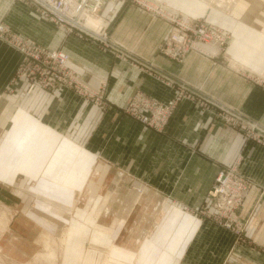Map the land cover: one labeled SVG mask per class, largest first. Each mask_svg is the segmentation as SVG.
<instances>
[{
	"label": "crops",
	"instance_id": "1",
	"mask_svg": "<svg viewBox=\"0 0 264 264\" xmlns=\"http://www.w3.org/2000/svg\"><path fill=\"white\" fill-rule=\"evenodd\" d=\"M151 1L230 33L228 46L209 45L207 55L190 51L183 61L172 59L160 51L172 22L132 0H111L102 14L109 19L112 41L131 54L123 60L99 43L61 34L23 1L0 0V175L12 174V182L15 175H30L44 189L70 198L72 189L90 188L89 202L98 194L94 186L99 188V168L127 176L139 197L131 199L127 214H111L112 220L123 221V228L112 226L114 239L104 250L107 264H118L120 252L126 264H153L150 249L159 264L166 252L161 248L171 237L177 248L182 243L183 264H264V145L246 138L244 129L229 125L219 108L204 105L198 97L176 101L160 131L126 110L138 94L169 104L186 84L202 98H213L247 121L264 125V4L258 2L251 10L231 5L230 12L237 9L234 18L223 7L211 6L216 0ZM17 35L66 50L69 67L87 88L102 94L101 104L72 87L29 91L17 76L23 60L11 38ZM146 61L155 68H147ZM166 78L174 79L173 84ZM228 164L251 183L239 210L245 222L239 237L219 218L199 210L210 205L209 191ZM93 177L98 181L90 180ZM121 185L115 181L111 188H129ZM152 197L159 198L165 222L157 229L160 243L148 235L152 222L160 218L148 210ZM170 206L176 213H167ZM141 232L148 235L143 241ZM97 238L102 258L105 247ZM67 261L66 255L64 264Z\"/></svg>",
	"mask_w": 264,
	"mask_h": 264
},
{
	"label": "built area",
	"instance_id": "2",
	"mask_svg": "<svg viewBox=\"0 0 264 264\" xmlns=\"http://www.w3.org/2000/svg\"><path fill=\"white\" fill-rule=\"evenodd\" d=\"M32 6L44 19L54 23L59 29L64 30L66 36L75 35L80 39L98 42L104 49L110 50L119 59H127L131 55L126 48L113 42L109 34V19L102 14L103 6L111 0H20ZM140 6L164 16L174 24V27L162 45L160 51L175 60L183 61L190 51L207 55L210 52L207 46L225 47L230 35L204 19L191 20L180 13L151 0H132ZM93 18V19H91ZM98 23L95 22V20ZM4 30L0 26V32ZM12 40L23 54L22 63L17 76L23 78L28 90L36 87L57 88L76 87L81 94H88L89 88L82 83L69 67L70 55L62 48L50 49L40 45L34 40L11 36ZM227 47V46H226ZM147 68H155L150 62H144ZM169 84L174 79L166 78ZM102 95V94H101ZM97 104H101L102 96ZM200 98L201 103L208 106L214 105L220 109V115L233 126L246 131V138L255 140L264 145V125L247 121L243 115L231 107L216 101L213 98H202L195 92L188 90L186 84L178 88L177 96L169 104H163L150 97L138 94L133 97L126 107L127 112L139 120L143 125L163 130L172 114L174 103L182 98ZM251 183L245 180L234 165L221 168L216 176L215 183L209 191L210 205H203L201 213L209 217L219 218L220 221L237 236L244 231L245 222L239 219L245 197L244 193L250 188ZM214 211H212V209Z\"/></svg>",
	"mask_w": 264,
	"mask_h": 264
},
{
	"label": "rangeland",
	"instance_id": "3",
	"mask_svg": "<svg viewBox=\"0 0 264 264\" xmlns=\"http://www.w3.org/2000/svg\"><path fill=\"white\" fill-rule=\"evenodd\" d=\"M258 2L259 4H264V0H216L215 3H211V6L223 7L224 13L226 12L235 18L237 17V9L230 12L229 8L231 5H239L240 3L244 7L248 5L251 10L256 9ZM60 31L61 34L65 35L64 30ZM228 34L230 35V33ZM108 51L111 52L110 50ZM73 88L76 90V87ZM85 95L95 101H99L101 93L99 94V92L89 89L88 94ZM99 172V188L94 186L98 194L94 196L95 199L91 202H89V198L93 195L90 188L72 189L74 194L70 198L64 192L44 189L30 175H15L13 182L12 174L0 175V246L2 247L0 250V261L5 264H31V262L32 264H43L42 262L37 263L35 258L45 251L46 246L44 245L50 239H53L55 241L52 242H56L55 246L58 248L57 264H64L66 255L68 258L66 264H100L99 260H102L101 264H107L108 254L104 250L107 251L106 245L114 239V236L112 237V226L118 223L119 227L123 228V221L112 220L111 214H117L118 212L127 214L128 211L126 209L131 208L129 202L131 199L135 200L138 198L139 195L137 194L140 191L133 189L130 179L127 176H122L116 169L110 167L99 168ZM45 177L47 178L48 176ZM90 180L98 181V177H93ZM115 181H121L122 185L127 184L129 188L125 186V188L112 189V183ZM128 189L134 191H129ZM151 203L152 206H148V210L152 214L160 213V218H156L152 222L148 235H151V240L160 243L162 237H159L160 239L156 238L158 226L165 224L161 217L163 211H160L159 198L152 197ZM106 209L111 212L107 213ZM201 209L202 207L199 209L200 213ZM176 210V207L170 206L167 213H176ZM140 214H144L142 209ZM67 232L66 242L62 244V237ZM148 235L143 237L142 233L140 241L145 240ZM96 238L105 247L102 251L104 252L102 258L100 257L102 254H99V248L97 249L95 246ZM170 240L161 248H164L166 252L159 264H183L182 243L177 248L174 244L175 237H171ZM239 242L240 239L237 238L234 244L237 245ZM140 245V242H138L135 254L139 252ZM63 246L64 251L61 252ZM152 252L154 253L155 251L152 250ZM141 256H143L142 253L138 257ZM114 258L116 259V256ZM124 258H126L125 255L120 252L119 260L116 262L118 264H126ZM152 263L155 264V261L153 260Z\"/></svg>",
	"mask_w": 264,
	"mask_h": 264
},
{
	"label": "bare ground",
	"instance_id": "4",
	"mask_svg": "<svg viewBox=\"0 0 264 264\" xmlns=\"http://www.w3.org/2000/svg\"><path fill=\"white\" fill-rule=\"evenodd\" d=\"M256 7V6H255ZM91 19H93V18H91ZM95 20V19H94ZM95 22L96 23H98V21L97 20H95ZM223 31V30H222ZM225 32V31H224ZM227 33V32H226ZM229 35V34H228ZM6 224V223H5ZM7 226V225H6ZM6 226H5V228H6ZM68 234V232L67 233H65L64 235H63V237H62V240H61V243L63 244L64 242H66V238H67V235ZM49 236V235H48ZM51 240V239H50ZM48 241L45 245H44V242H43V245L44 246H46V249H45V251L43 252V253H41V254H39V255H37L36 256V260L35 261H37V263L38 262H42L43 264L44 263H46V264H57V261H56V258H57V253H58V248H57V246H55V244H56V242H52V241H55V240H51V241ZM58 240V239H57ZM56 240V241H57ZM65 244V243H64ZM1 246H0V250H1ZM63 248H64V246L62 247V251L61 252H63L64 250H63ZM147 255H150V256H152V260H156V261H158V259H159V257H157V254L154 252H152V250L150 249V250H148V253H147ZM156 257V258H155ZM32 261H34L33 259H32ZM0 264H5L4 262H1L0 261ZM30 264V263H29ZM31 264H32V262H31Z\"/></svg>",
	"mask_w": 264,
	"mask_h": 264
}]
</instances>
